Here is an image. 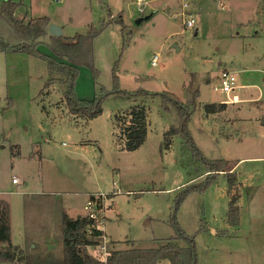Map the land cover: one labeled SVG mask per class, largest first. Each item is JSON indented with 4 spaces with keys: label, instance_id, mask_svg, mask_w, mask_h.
Masks as SVG:
<instances>
[{
    "label": "rangeland",
    "instance_id": "374dc122",
    "mask_svg": "<svg viewBox=\"0 0 264 264\" xmlns=\"http://www.w3.org/2000/svg\"><path fill=\"white\" fill-rule=\"evenodd\" d=\"M188 2L193 26L172 17L180 0H148L143 14L134 0H0L8 44L24 41L17 23L40 16L47 30L60 26L62 39L95 32L92 66L78 65L73 91L83 100L103 96L101 114L73 115L60 84L46 85V57L0 52V198L9 204L10 240L27 261L60 264L62 215L109 192L99 221L109 250L156 248L177 235L175 219L193 237L195 264H264V0ZM48 34L37 49L57 55ZM224 69L236 75L229 94L215 89ZM114 76L128 92L174 94L189 107L185 123L168 98L114 91ZM188 84L198 87L192 107ZM137 104L146 107L147 132L128 151L116 140V116ZM218 160L223 170L210 174ZM232 194L237 224L227 221Z\"/></svg>",
    "mask_w": 264,
    "mask_h": 264
},
{
    "label": "trees",
    "instance_id": "16d2710c",
    "mask_svg": "<svg viewBox=\"0 0 264 264\" xmlns=\"http://www.w3.org/2000/svg\"><path fill=\"white\" fill-rule=\"evenodd\" d=\"M11 6H16L14 3L9 2ZM19 4V3H18ZM17 4V5H18ZM144 16V15H143ZM151 15L149 14V17ZM148 17V18H149ZM49 19L47 16H40L29 19L24 23H17L16 28L26 27L25 31H20V35L24 37V41L15 45L8 44L0 38V52H23L32 55H41L46 57L47 68L50 73V78L47 80L46 85L57 81L62 87L66 105L69 112L73 115H79L84 119L93 118L102 112L101 103L103 96L93 100H83L76 97L73 86L74 80L78 74V65L92 66V50L93 38L95 32L89 30V33H77L72 37L61 38L48 34L50 39V47L57 55L41 54L37 49V44L42 42L43 38L47 35V25ZM115 87L114 91L123 94H132L134 96H155L160 95L164 98L170 99L176 107L181 121L185 123L189 114V107L185 106L177 97L168 92L163 93L151 92L145 89H137L133 92H128L117 88L116 76H114ZM188 93L191 94L192 101L188 104L191 107L195 106V97L198 93V87L188 84ZM103 94L107 95L109 92L102 89ZM166 102V101H165ZM225 102L218 104L208 103L206 111L214 109V105H218L221 109L225 107ZM187 105V104H186ZM116 116L117 123L121 124L119 134L116 135L117 142L121 143L122 148L128 151L137 149L145 140L147 132V110L145 105H134L126 111L121 118ZM121 120V122H119ZM176 132L174 127H170L165 135ZM168 138V137H167ZM166 148L169 146V141L165 140ZM224 161L218 160L214 167H211L210 174L213 171L223 170ZM209 174V175H210ZM231 179H234L232 176ZM102 216V215H101ZM97 219L89 218L86 214H80L76 217H71L63 214L61 218V234L62 242L64 245L63 256L61 257L60 264H156L159 261L166 259L170 264H195L196 250L193 237L181 230L175 219L172 220L173 226L177 230L175 237L165 240L156 248L144 249L134 247L133 243L130 246L120 248L114 251V256L111 260L102 262L94 259L87 251L86 246L95 244L98 241L96 238L103 234L102 230L96 229L94 226L99 223ZM239 218L238 205L236 203V195L232 194L229 202V210L227 221L231 224H237ZM88 228L90 232H88ZM182 239L185 246H179L174 239ZM4 244V245H3ZM0 261H10L25 264H49L42 261H27L25 255L22 254V249L12 244L10 240V224H9V204L6 200L0 198Z\"/></svg>",
    "mask_w": 264,
    "mask_h": 264
},
{
    "label": "built area",
    "instance_id": "2783aa9c",
    "mask_svg": "<svg viewBox=\"0 0 264 264\" xmlns=\"http://www.w3.org/2000/svg\"><path fill=\"white\" fill-rule=\"evenodd\" d=\"M61 1V0H58ZM137 9L141 14L145 12L146 7L148 6V0H134ZM189 6L188 0H180V8L181 12H173L172 17H181L183 24L186 26H193L194 24V18L191 13H186V10ZM155 62V56L152 59V63ZM237 87L236 84V75L233 71L224 69L220 73L219 78V85L215 86V89L220 90L221 92H224L226 94H229L231 91H233ZM12 182H18L17 177L12 178ZM118 192V190L115 191V184L113 185L112 194H115ZM109 194L106 192H98V193H92L89 194V197L86 200V203L84 205L85 214L89 218L97 219L99 215H102V208H103V200L105 196ZM101 218V217H100ZM99 218V219H100ZM100 221V220H99ZM93 226L96 229L102 230L99 226V223L96 225L89 226L90 228H93ZM88 232H90V229L88 228ZM101 238V241H98L95 244H90L86 246V250H89V254L99 256L100 259H102L104 262L109 261L114 256V251L107 249V238L104 236V234L99 236ZM102 242V243H101ZM97 246L98 248H96ZM98 249H101V252H96ZM96 252V253H94ZM97 254V255H96Z\"/></svg>",
    "mask_w": 264,
    "mask_h": 264
},
{
    "label": "water",
    "instance_id": "95a60500",
    "mask_svg": "<svg viewBox=\"0 0 264 264\" xmlns=\"http://www.w3.org/2000/svg\"><path fill=\"white\" fill-rule=\"evenodd\" d=\"M149 17V14L147 15H144V16H140L136 21L139 22L141 21V19L143 18H148ZM48 32L50 34H53L55 36H61L62 35V30L60 28L59 25L57 24H49V27H48ZM173 46L175 47V49L178 51L180 49V47L177 45V43H174ZM4 245V244H3Z\"/></svg>",
    "mask_w": 264,
    "mask_h": 264
},
{
    "label": "crops",
    "instance_id": "0c3cea01",
    "mask_svg": "<svg viewBox=\"0 0 264 264\" xmlns=\"http://www.w3.org/2000/svg\"><path fill=\"white\" fill-rule=\"evenodd\" d=\"M34 18V17H33ZM47 32H48V30H47ZM49 33V32H48ZM50 34V33H49ZM225 101H228V100H225ZM226 105V104H225ZM251 158V157H250ZM83 210H84V206H83ZM80 214H85V210L84 211H81L80 213H78L77 215H80ZM77 215H75V216H71V217H76ZM261 217H263V215H261ZM106 237V236H105ZM110 241H113V240H110ZM158 264H159V262H158ZM160 264H170V262L168 261V260H166V259H163V260H161L160 261Z\"/></svg>",
    "mask_w": 264,
    "mask_h": 264
}]
</instances>
